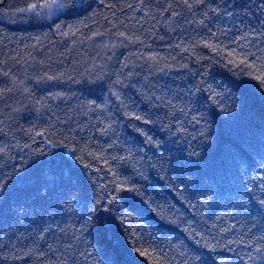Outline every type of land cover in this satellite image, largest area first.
Listing matches in <instances>:
<instances>
[{
  "label": "trees",
  "instance_id": "obj_1",
  "mask_svg": "<svg viewBox=\"0 0 264 264\" xmlns=\"http://www.w3.org/2000/svg\"><path fill=\"white\" fill-rule=\"evenodd\" d=\"M262 200L264 0H0V264H264Z\"/></svg>",
  "mask_w": 264,
  "mask_h": 264
},
{
  "label": "snow or ice",
  "instance_id": "obj_2",
  "mask_svg": "<svg viewBox=\"0 0 264 264\" xmlns=\"http://www.w3.org/2000/svg\"><path fill=\"white\" fill-rule=\"evenodd\" d=\"M33 7H35V6H33ZM260 203H261V204H264V200H262ZM256 251H257L258 253H260L261 258L264 259V252H261V250H260L259 248H257ZM249 259H253V257H249Z\"/></svg>",
  "mask_w": 264,
  "mask_h": 264
}]
</instances>
